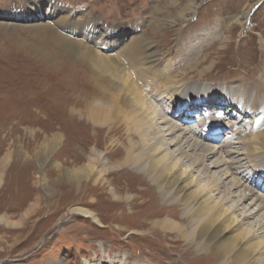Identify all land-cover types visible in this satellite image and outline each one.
<instances>
[{"label":"rangeland","instance_id":"obj_1","mask_svg":"<svg viewBox=\"0 0 264 264\" xmlns=\"http://www.w3.org/2000/svg\"><path fill=\"white\" fill-rule=\"evenodd\" d=\"M179 14L185 15L183 22L175 20ZM155 20L165 29L162 34L153 33ZM11 21L14 26H3ZM94 21L102 28L100 34L128 29L127 41L144 34L164 42L161 63H175L180 57L184 64L176 71L201 52L205 55L202 64L217 62L209 76L212 81L206 82L226 88L233 84L243 94L245 89L238 83L245 82L249 105L256 93L264 94V81L260 80L264 79V0H0V216L12 222L0 223V264H53L58 258L66 264H173L167 255L180 258L178 253L187 246L182 238L175 242L176 232L161 236L151 231L146 210L159 212L164 201H152L150 209L137 207L141 200L135 191L145 187L141 177L123 172L111 185L101 182L97 194L78 195L66 176L78 153L88 155L92 148L105 153L112 148L110 140L117 139L107 127H94L79 115L84 104L102 97L109 102L111 97L100 93L99 84L91 78V67L73 61L62 38L57 37L73 38ZM39 24L51 25L59 33H38L32 26ZM225 36L230 39L226 51L222 49ZM259 82L262 87H256ZM219 112L224 116V110ZM120 127V140L126 142V127ZM217 133L219 143L233 134L227 126L218 127ZM59 136L58 144L54 141ZM220 153L225 155L222 149ZM186 164L192 163L188 160ZM194 170L197 176L199 170ZM124 181L133 184L129 193L135 197L132 201L121 198L123 203L117 204L109 189L118 190ZM127 190L119 194L126 195ZM76 204L93 209L100 221L66 214ZM179 218L175 219L184 222L181 215ZM191 231L188 227L187 232ZM184 256L181 262L213 263L210 256L202 260L194 254Z\"/></svg>","mask_w":264,"mask_h":264},{"label":"bare ground","instance_id":"obj_2","mask_svg":"<svg viewBox=\"0 0 264 264\" xmlns=\"http://www.w3.org/2000/svg\"><path fill=\"white\" fill-rule=\"evenodd\" d=\"M185 19L184 14L175 17L176 21ZM159 20L152 23L157 35L165 31ZM6 25L14 26L15 22L3 24ZM39 25L32 26L38 33L57 32L51 25ZM101 30L94 21L85 31L75 32L73 38L57 36L62 38L63 48L73 61L91 67V78L99 84L100 93L111 97L109 102L102 97L84 104L79 115L94 127H107L113 137L117 134V139L110 140L112 148L105 153L92 148L88 155L75 156L73 167L66 170L74 191L78 195L96 193L101 182L111 185L116 175L128 172L136 179L141 177L140 184L145 186L135 191L141 200L137 202L139 209H150L154 200L164 201L159 212L145 209L146 217L151 220V231L161 236L176 232V243L181 238L187 241L186 248L178 253L180 258L194 254L200 260L212 257V264H264V94L256 93L249 105L251 98L245 82L238 83L245 94L233 84L226 88L206 82L212 81L209 76L217 62L202 64L205 55L201 52L194 50L193 54L198 55L187 67L176 71L183 62L180 57L175 63L165 66L161 63L164 42L146 38L144 34L127 41L131 33L128 29L119 33L108 29L100 34ZM223 39L222 49L226 51L230 39L228 36ZM158 42L161 47L155 48ZM191 72L194 75H189ZM260 80L264 81L263 77ZM256 87H262V83ZM221 110L224 116H220ZM195 111L197 114L193 115ZM123 125L126 142L120 140ZM223 126L231 128L233 134L219 143L217 130ZM61 138L56 137L54 142L59 144ZM52 142L48 144L51 146ZM221 149L228 157L220 153ZM188 160L192 164H186ZM194 168L199 170L197 176ZM119 185L118 193L112 187L109 189L118 199L117 204L123 203L119 202L121 198L132 201L135 196L129 189L133 184L124 181ZM100 189L101 194L102 185ZM125 189L126 195L119 194ZM69 213L100 221L93 209L80 204L69 206L66 214ZM180 215L184 222L175 219ZM0 223L12 222L0 216ZM188 227L192 228L191 234ZM173 246L168 248L176 253ZM167 257L173 264H179L177 255ZM182 262L191 264L185 259ZM53 264L66 263L58 258Z\"/></svg>","mask_w":264,"mask_h":264}]
</instances>
